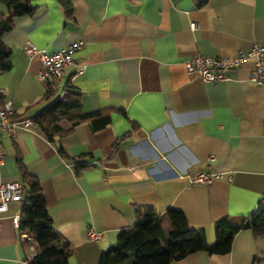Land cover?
Listing matches in <instances>:
<instances>
[{
  "label": "crops",
  "instance_id": "1",
  "mask_svg": "<svg viewBox=\"0 0 264 264\" xmlns=\"http://www.w3.org/2000/svg\"><path fill=\"white\" fill-rule=\"evenodd\" d=\"M57 1L32 0L35 13L15 17L2 38L12 49L2 102H12L19 124L14 135L0 132V184L21 182L20 166L38 179L55 229L73 248L68 263L98 264L136 223L138 207L182 211L210 244L221 219L238 223L256 212L264 201V85L251 83L250 65L206 83L185 63L264 46V0H70L72 19ZM27 42L49 53L84 43L53 98L71 86L84 112L109 116L104 130L84 123L51 142L20 123L52 101L37 80L39 57L23 53ZM199 171L231 180L191 184ZM21 207L10 203L0 214V264H29L39 252L13 224ZM89 230L100 239L89 241ZM254 236L240 231L227 255L198 252L173 264H264V235Z\"/></svg>",
  "mask_w": 264,
  "mask_h": 264
},
{
  "label": "trees",
  "instance_id": "2",
  "mask_svg": "<svg viewBox=\"0 0 264 264\" xmlns=\"http://www.w3.org/2000/svg\"><path fill=\"white\" fill-rule=\"evenodd\" d=\"M32 0H0V74L10 70L7 60L12 49L3 43V36L13 29L15 17L35 13ZM66 18H73V6L70 0H58ZM64 98H53L52 101L33 118L28 120L38 126L49 141L61 139L70 134L77 126L87 123L94 132L104 130L110 118L102 111L84 112L79 92L71 86L65 91ZM68 124V128L63 126ZM61 156H65L60 149ZM76 169L87 166L76 162ZM23 186V198L19 229L26 232L38 245L39 252L31 258L29 264H69L73 248L54 227L53 220L40 182L23 166H20ZM136 223L124 229L118 235L115 244L100 255L98 264H173L189 255L205 252L209 255H227L232 249L234 236L240 231L250 230L254 237L264 235V201L250 217L232 223L221 219L215 226V240L207 241L202 230L189 227L188 220L182 211L169 209L163 215H156L151 208L138 207L135 210Z\"/></svg>",
  "mask_w": 264,
  "mask_h": 264
},
{
  "label": "built area",
  "instance_id": "3",
  "mask_svg": "<svg viewBox=\"0 0 264 264\" xmlns=\"http://www.w3.org/2000/svg\"><path fill=\"white\" fill-rule=\"evenodd\" d=\"M191 28L196 30L198 25L192 23ZM247 52L238 51L233 57H206L197 55L185 63L187 74H196L206 83H219L229 80L228 73L232 70H239L250 65L249 79L257 86L264 85V46L254 43ZM84 43H76L68 46L59 52L49 53L38 49L31 42L23 47V53L28 58L38 56L42 63V70L37 74V80L46 88L49 95L55 96L62 87V78L65 70L74 64V55L83 49ZM5 90L0 88V132L14 135L17 124L15 109L12 102H2ZM23 126L31 123L29 120L20 122ZM5 153L0 145V167L4 163ZM231 180L230 175L223 173H206L199 171L189 179L191 184L210 185L214 181ZM23 198V186L20 182L0 184V214L6 213L10 203H20ZM19 218H13V224L19 228ZM101 233L89 230V241H97Z\"/></svg>",
  "mask_w": 264,
  "mask_h": 264
},
{
  "label": "rangeland",
  "instance_id": "4",
  "mask_svg": "<svg viewBox=\"0 0 264 264\" xmlns=\"http://www.w3.org/2000/svg\"><path fill=\"white\" fill-rule=\"evenodd\" d=\"M0 9H2V10H3V8H0ZM2 10H0V11H2Z\"/></svg>",
  "mask_w": 264,
  "mask_h": 264
}]
</instances>
